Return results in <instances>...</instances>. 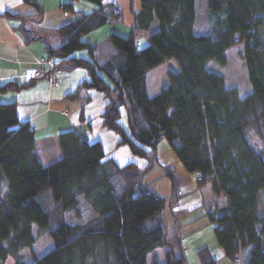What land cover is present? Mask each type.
Listing matches in <instances>:
<instances>
[{"label": "trees", "instance_id": "1", "mask_svg": "<svg viewBox=\"0 0 264 264\" xmlns=\"http://www.w3.org/2000/svg\"><path fill=\"white\" fill-rule=\"evenodd\" d=\"M22 1L34 11L3 14L19 19L15 28L23 41L40 40L51 68H84L87 76L70 95L84 88L101 91L106 98L101 125L116 133L117 145L127 144L147 164L119 165L105 157L100 141H90L84 131L65 130L56 135L61 156L43 165L34 130L18 117L16 102H0V264L9 256L23 264L20 250L32 249L45 235L52 247L40 256L32 253L28 264H147L148 254L158 247L163 248L158 264H186L181 235L169 233L162 217L166 199L142 182L160 138L196 180L200 177L198 186L210 182L223 197L224 204L208 211V217L231 264L238 254L241 264H264V199L259 203L264 147L255 148L246 137L249 126L264 133V38L259 31L264 0H205L211 24L205 34L193 30L195 0H139L137 9L128 0L131 31L109 34L115 51L104 59L81 37L111 21L108 14L119 9L113 1L84 0L93 5L90 10H73L72 19L44 29L29 26L42 20L39 1ZM72 1L64 6L71 8ZM137 32L147 37L144 47L137 46ZM238 43H243L249 83L243 96L206 67L210 60L224 66L225 50ZM79 49L92 59L73 55ZM164 61L177 68L168 69L166 84L149 95L147 73ZM23 86L8 81L0 90ZM121 107L127 126L119 122ZM165 171L171 180L169 202L175 204L179 181L173 169L165 166ZM80 198L95 215L70 223L65 212L80 217ZM146 220L152 226H144ZM197 256L200 264H216L206 247Z\"/></svg>", "mask_w": 264, "mask_h": 264}, {"label": "rangeland", "instance_id": "2", "mask_svg": "<svg viewBox=\"0 0 264 264\" xmlns=\"http://www.w3.org/2000/svg\"><path fill=\"white\" fill-rule=\"evenodd\" d=\"M8 1L12 6V9L9 10L11 13L21 14V12H24L20 10L22 9L21 7H28L29 9H31L30 7H33L24 1L20 2V5H22L21 7L19 4L16 5V2L13 0ZM65 1L67 0H63L61 2ZM110 1H113L122 7V17H130V10L127 6V0ZM73 6L76 10L78 4L73 2ZM139 7V0H134V8L137 9ZM69 12L70 18L72 19L74 17V13L72 11ZM3 13L4 11H0V37L3 36L14 41V39H12V35H10L8 32L9 28H7L6 25L9 24V26H17L20 21L17 18L6 16ZM57 15L59 16L60 13L57 12L56 9L50 10L47 14V19L51 20V18H54ZM209 19V10L206 7L205 0H195V21L193 25L194 32L196 34L208 33L211 28ZM114 23L117 24V22H109L103 25ZM11 29L18 30L15 27H12ZM259 31L264 38V18L259 25ZM35 41V43H40L43 45L40 40ZM136 42L138 47H144L145 44H147L146 35L141 32H137ZM108 47L111 49L109 54L115 51L114 46L111 44V42H109V40L107 43H103L99 51L104 54ZM242 48L243 43H238L226 49L225 55L227 61L224 66H219L212 60L206 63V67L208 69L217 73H221L224 77L226 85L235 87L240 96L245 95L249 90L246 68L242 56ZM83 51L86 52L84 49L76 50L73 52V55ZM26 53V51H23L20 48H10L9 46H6V44L0 42V56L2 57L0 59V66L4 63H7L9 58L12 60L29 58L26 56ZM87 57L88 59H92L88 53ZM171 68H177L176 63L173 61H164L149 70L147 73V91L149 95L155 94L159 91L160 86L167 79L166 73L168 69ZM83 71L86 72L84 68L78 67L71 70V72L64 71L63 73H73L71 74V77H73L75 73ZM102 74L104 79L107 82H110V79L104 73ZM68 80L69 79H66V81ZM86 89L89 91L88 94L90 97L83 108L85 115L90 122V125L86 124V133L88 134V139L90 141H100L105 151V157L111 156L119 165L134 162L138 164L140 168L144 167V165L147 164L146 158L132 153L127 144L117 145L116 133L101 125L100 113L106 103V98L104 97L103 93L96 88ZM74 90L75 89H73V91ZM1 93L3 92H0V95H2ZM80 96L81 95L79 94L77 96L67 95V97H65L64 107L62 108H66L68 110L69 119H74V117L79 119L77 111L81 108L80 104L82 100L80 99ZM119 122L122 125L127 126L126 112L123 107H121V117L119 118ZM246 137L255 148L261 149L264 147V133H260L254 126H249L247 128ZM165 166L173 169L176 172L179 181L178 192L181 194V196L175 204H171L169 202L171 195V180L166 174ZM197 180L199 179L197 178ZM197 180L196 175L192 172H189L183 166L182 162L179 160L168 141L165 138H160L157 143L156 159L153 160L151 167L144 171L142 182L147 184L149 188L158 195L166 199L165 207L162 211V217L169 233L177 232L181 235L180 243L185 255L186 264H200L199 258L197 256V250L202 247H206L210 251L211 255L214 256L213 258L216 260V264H231L229 258L224 254L223 249L217 243L213 232V223L208 217V211L213 210L214 206L216 205V201H218L220 198L212 192L210 182H207L202 186H198ZM203 186L206 188H203ZM208 196L213 197V200H209ZM260 196L261 198L259 203L261 206L263 203L262 199H264L263 191L261 192ZM220 201V203H222L221 205H223L224 199L222 196ZM79 206L81 211L80 217H75L72 211L65 212V217L70 223H83L95 215L92 209L88 207L82 198H80ZM144 226H152L151 220H146ZM51 247L52 241L48 235L38 238L34 242L32 249L22 248L20 250L19 253L22 263L28 264L31 261L32 253L40 256L47 252ZM161 250H163V248L158 247L156 250H154V252H150V254L147 256V264H154V258L156 255L159 257ZM4 264H14L13 257H7Z\"/></svg>", "mask_w": 264, "mask_h": 264}, {"label": "crops", "instance_id": "3", "mask_svg": "<svg viewBox=\"0 0 264 264\" xmlns=\"http://www.w3.org/2000/svg\"><path fill=\"white\" fill-rule=\"evenodd\" d=\"M16 2V5L22 2V0H13ZM39 3L43 7V16L39 26H35V24H30L32 27L37 28H47L54 27L59 24H62L68 20H70V10H75L73 6V2L78 4L76 9H86L90 10L93 5L84 0H73L70 3L71 8L65 7V2H61L63 0H38ZM115 3V2H114ZM128 3V0H127ZM116 7L120 9L119 18L114 24H106L102 25L81 37V40L85 43H88L94 46L95 54L100 59H104L110 54V47H108L107 51L102 52L99 49L102 47L103 43L108 42V36L110 33L115 32L122 36H126L130 33L132 27V17L130 12V17H122L123 10L122 7L115 3ZM22 5H20L21 7ZM128 6V5H127ZM21 14H29L34 11L33 7H21ZM12 9L10 2L0 0V11H6ZM56 9L60 15L51 18V20L47 19V14L50 10ZM66 10V11H65ZM109 23V22H107ZM8 32L12 35V39L14 41L5 38L3 36L0 37V42L6 44L10 48L18 49L20 48L23 51H26V56L29 58L26 59H16L12 60L9 58L7 63H4L0 66V85L5 82L11 81L17 83L19 85L25 84V86L21 87L19 90H10L6 89L0 92V101L2 102H16V109L18 117L22 120H27L34 130L35 137V152L43 165H46L56 159H58L61 154L57 144L56 135L60 131L65 130H73V131H84L86 133L87 128L86 124L90 125L88 118L85 115L84 105L88 102V98L90 97L87 89H81L78 93L80 94L81 108L77 111L78 118L74 117V119H69L68 110L64 107L65 97L72 93L73 89H76L79 82L84 79L87 74L86 72H78L71 77V74L68 72L60 73V85L53 86L49 85L43 79H36L32 81L28 76L26 70L34 67L40 66L38 59L41 56H45L43 45L40 43H35V40H32L28 43L23 41L21 33L18 30H12V27L9 24L6 25ZM18 31V32H16ZM101 37V39H100ZM8 39V40H7ZM105 46V45H104ZM112 53V52H111ZM76 56L87 57V53L85 51L76 54ZM2 57L0 56V59ZM52 64L49 61L48 66ZM47 66V65H45ZM71 72V71H70ZM66 79H69L66 81ZM167 82V79L160 86L163 87ZM77 83V84H75ZM65 93V94H64ZM64 94V95H63ZM75 110V109H74ZM66 112V113H64ZM87 134V133H86ZM88 136V134H87ZM203 188H206L203 186ZM211 190L214 193L213 186L211 183ZM215 194V193H214ZM220 199L216 201L215 207L222 206L220 203L221 195H217ZM209 200H213V197L208 196ZM215 199V198H214ZM213 208V209H214ZM211 211V210H209ZM198 249V248H197ZM156 250V249H154ZM153 250V252H154ZM150 254V253H149ZM161 257V258H160ZM214 257V256H213ZM155 263H161L163 260V250L160 251L159 257L156 255Z\"/></svg>", "mask_w": 264, "mask_h": 264}, {"label": "built area", "instance_id": "4", "mask_svg": "<svg viewBox=\"0 0 264 264\" xmlns=\"http://www.w3.org/2000/svg\"><path fill=\"white\" fill-rule=\"evenodd\" d=\"M118 13H120L119 9H115L113 14H108V17L111 20H117L114 16L117 15ZM38 62L40 64V66L38 67H34V68H30L27 70V76L30 79H36L39 77H42L45 79V82L49 85H55L58 86L60 85V73L61 71L59 69L56 68H51V66L49 64V60L45 58V56H41L38 59ZM47 65V66H45ZM66 113V112H64ZM198 179H200V177H197ZM234 264H241L240 261V254H238L235 259H234Z\"/></svg>", "mask_w": 264, "mask_h": 264}]
</instances>
